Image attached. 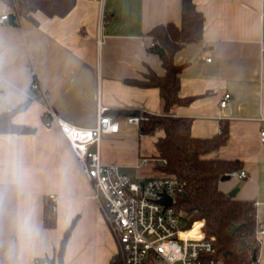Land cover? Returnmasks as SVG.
Listing matches in <instances>:
<instances>
[{
  "label": "crops",
  "instance_id": "1",
  "mask_svg": "<svg viewBox=\"0 0 264 264\" xmlns=\"http://www.w3.org/2000/svg\"><path fill=\"white\" fill-rule=\"evenodd\" d=\"M193 2L204 15L203 39L175 55L183 66L180 96L193 100L171 114L190 118L196 138L213 137L228 125L229 140L211 156L240 160L247 177L231 176L220 188H238L236 198L254 201L264 226V0ZM181 12L182 0H77L63 17L37 11L33 19L17 16V25L0 24V113L25 106L13 122L35 129L0 134V264H110L119 253L92 184L47 110L94 128L99 106L107 107L120 130L103 137V164L145 178L140 181L159 176L155 143L156 151L148 148L127 118L141 111L164 114V101L159 89L126 80L150 70L164 74L148 33L180 24ZM10 13L0 0V17ZM35 82L40 90L33 89ZM226 93L231 99L221 106ZM122 111L131 114L118 116ZM49 205L56 207L54 227L45 226ZM259 241L258 264H264V235Z\"/></svg>",
  "mask_w": 264,
  "mask_h": 264
},
{
  "label": "trees",
  "instance_id": "2",
  "mask_svg": "<svg viewBox=\"0 0 264 264\" xmlns=\"http://www.w3.org/2000/svg\"><path fill=\"white\" fill-rule=\"evenodd\" d=\"M2 1L17 16L33 19V13L37 11L50 17L66 16L77 0ZM203 33V13L193 0H182L180 24L168 22L155 26L148 33L152 38L149 50L160 55L164 74L159 75L150 70L142 78L126 82L144 88H157L164 101L165 113L156 115L144 112L138 130L141 136H152L160 130L164 131V135L155 142L156 169L159 176L175 177L180 182L174 208L191 222H205L207 235L215 237V259L221 264H258L260 241L257 238V206L254 201L231 197L220 188L222 178L242 171L243 164L240 160L211 156L229 140L228 125H223L221 133L213 137L196 138L192 135L190 118L171 114L175 108L188 105L193 100L180 96L183 66L175 63V55L187 45L201 41ZM24 107L0 113V134H26L35 131L34 128L13 122V115ZM130 114L131 112L122 111L117 115ZM55 223V211L49 205L45 212V226L54 227ZM236 226L239 229L231 234ZM69 233L68 230L62 242L60 259L64 256ZM254 256L257 257L256 260ZM110 264H124L122 256L117 254Z\"/></svg>",
  "mask_w": 264,
  "mask_h": 264
},
{
  "label": "built area",
  "instance_id": "3",
  "mask_svg": "<svg viewBox=\"0 0 264 264\" xmlns=\"http://www.w3.org/2000/svg\"><path fill=\"white\" fill-rule=\"evenodd\" d=\"M8 15L0 17V24L8 21ZM33 89L40 90L37 82L33 83ZM230 99L231 94L226 93L221 106H226ZM107 110V107L99 106L98 122L94 128H80L64 122L52 108L47 110V114L59 126L83 175L92 184L94 198L117 239L118 254L124 264H221L215 259V237L207 235L205 222H191L174 208L180 190L177 178L156 176L143 181L134 180L119 166L103 164L102 139L120 130L119 122L109 116ZM143 113L129 116L128 122L138 126L144 118ZM261 135L264 140V130ZM149 161L145 159L143 164L147 165ZM231 176L246 178L247 173L240 171ZM169 198L172 204L166 205L164 200ZM51 201L55 203L57 198L52 196ZM262 235L264 226L258 222V240ZM34 264L55 263L50 259H37Z\"/></svg>",
  "mask_w": 264,
  "mask_h": 264
},
{
  "label": "water",
  "instance_id": "4",
  "mask_svg": "<svg viewBox=\"0 0 264 264\" xmlns=\"http://www.w3.org/2000/svg\"><path fill=\"white\" fill-rule=\"evenodd\" d=\"M16 19H17V15H16L15 13H10V14L8 15V22H9V24H11V25H17ZM230 178H231L230 175H229V176H225V177L222 178L221 181H227V180H229ZM238 190H239L238 188L232 190V191L229 193V195H230L231 197H235V196L237 195ZM164 203H165L166 205H171V204H172V200H171L170 198H169V199H166V200H164ZM238 229H239V226H236V227H234V228L231 230L230 233H231V234H234ZM256 259H257V257L254 256V260H256Z\"/></svg>",
  "mask_w": 264,
  "mask_h": 264
},
{
  "label": "rangeland",
  "instance_id": "5",
  "mask_svg": "<svg viewBox=\"0 0 264 264\" xmlns=\"http://www.w3.org/2000/svg\"><path fill=\"white\" fill-rule=\"evenodd\" d=\"M164 135V131H160L157 132L155 135L152 136H146L144 137V139L146 140L145 143L148 144V148H153L154 151H156L155 147H154V143L156 142V140L160 137ZM153 146V147H152ZM152 149V150H153ZM150 153V152H149ZM152 153L149 154V156H151ZM130 178L134 179V180H141V179H145V178H140L139 176H131ZM66 248H67V244H66ZM66 250V249H65Z\"/></svg>",
  "mask_w": 264,
  "mask_h": 264
}]
</instances>
